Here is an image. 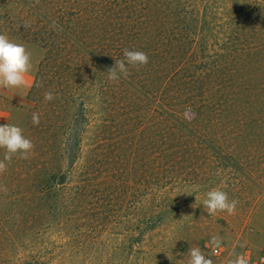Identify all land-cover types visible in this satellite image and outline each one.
Segmentation results:
<instances>
[{
    "label": "rangeland",
    "instance_id": "obj_1",
    "mask_svg": "<svg viewBox=\"0 0 264 264\" xmlns=\"http://www.w3.org/2000/svg\"><path fill=\"white\" fill-rule=\"evenodd\" d=\"M210 5L219 17L213 31ZM76 17H109L116 34L154 39L157 49L167 48L164 38H176L186 55L181 66L190 69L180 85L200 112L166 114L119 90L109 114L96 93L84 98L91 104L85 125L79 110L76 121L58 113L60 93L44 100L45 92L57 91L46 81L25 105L2 103L7 123L20 127L34 148L29 159L17 154L4 161L0 173V264H23L41 247L77 245L84 239L66 237L74 228L93 230L94 239L79 253L55 257L57 264H187L190 247H200L213 264L241 255L248 264H264V67L234 71L231 62L240 44L252 38L264 44V0H0V34L39 47L60 36L58 19ZM237 20L244 26L240 38L226 28ZM34 112L39 125L32 123ZM43 150L55 162L79 150L66 163L74 165L73 177L64 170L57 183L41 185L35 174ZM4 155L0 149V161ZM83 180L96 185V199L74 205L76 182ZM214 188L239 202L233 214H207L202 202ZM124 230L144 231L141 248L120 245L116 234ZM212 236L222 238L219 248L210 245Z\"/></svg>",
    "mask_w": 264,
    "mask_h": 264
},
{
    "label": "trees",
    "instance_id": "obj_2",
    "mask_svg": "<svg viewBox=\"0 0 264 264\" xmlns=\"http://www.w3.org/2000/svg\"><path fill=\"white\" fill-rule=\"evenodd\" d=\"M216 19H219L218 13L210 5V31L214 30L212 20ZM228 25L226 28L235 33L236 37H239V34L244 30L240 20L231 21ZM54 27L56 33L60 36H56L55 42L48 40L46 43L42 42V46H40L46 52L40 62L34 85L28 95L29 99H34L37 88L45 81L49 85L54 82L57 84V91L54 92V95L57 96L58 93L61 95V101L57 100L54 103L56 109L58 108V113L61 110L65 116L71 114V120L76 121L78 116L74 113L79 110L81 111V121L85 125H89L91 122V110H89L91 104L90 106L85 105L84 98L89 101L90 96L96 93L98 104L105 107L103 113L107 114L108 107L113 108V110L116 107L117 91L119 90L126 91V94L129 93L128 95L133 92L131 96H135L139 101L148 100L151 103L158 104L160 110L166 114L179 115L185 109H191L196 116L199 114L200 107L188 98V94L184 92V88L180 85V78L183 74L190 73V69L181 66L182 59L186 55L181 52L176 44V38H164V40H161V46L167 48L157 49L158 43L154 44V39L146 41L143 38L133 39L126 34H116L117 24L109 17L94 20L82 17H76L68 21L58 19ZM148 43L151 45L150 47L147 46ZM259 43L260 40L257 43L256 39L252 38L251 43L240 44V49L232 51L234 56H232L231 62L236 66L234 71L239 68L248 70L258 66L264 67V51L259 48L264 44ZM143 46H147V48L143 49ZM125 48L147 53L149 62L139 69L128 66L129 75L127 77H122L114 82L110 81L107 70L115 64V60L124 58L123 50ZM216 57L218 56L216 55ZM222 57L220 56V62L223 61ZM216 66L219 69L222 68V64ZM94 80H97L96 84H94ZM61 102L64 104L60 105ZM127 106L128 104H121L124 110L127 109ZM78 152L79 150L72 151L67 155L74 162L79 157ZM50 154L52 152H48V150H43L41 153L44 160L36 168L35 174L40 184L57 183L64 170H67L68 175L73 177L75 168L74 165L68 166L66 164L69 162L68 157L60 156L62 162H55L56 158L50 159ZM76 184L78 186L74 188V205L87 204L90 199H96L92 198V195L96 192V185L91 181L83 180L76 182ZM64 232V230L58 231L60 235ZM92 232L93 230L87 229H71L66 233L69 240H84L75 241L77 245L74 246L56 244L50 248L41 247L37 256L24 258L23 264H57V257L74 251L81 252L85 248L86 242L94 239L90 236ZM103 233L105 231H99V235ZM116 235L119 238L121 236L120 245L128 243L129 249L141 248L145 236L143 230L130 234L124 230L121 234L117 233ZM98 238H101V236ZM126 238H128V242ZM45 253L51 258H47ZM63 259V257L60 258V260ZM75 263L68 260V262H62L61 264Z\"/></svg>",
    "mask_w": 264,
    "mask_h": 264
},
{
    "label": "clouds",
    "instance_id": "obj_3",
    "mask_svg": "<svg viewBox=\"0 0 264 264\" xmlns=\"http://www.w3.org/2000/svg\"><path fill=\"white\" fill-rule=\"evenodd\" d=\"M123 57V59L115 60V64L107 70L110 81L114 82L122 77H127L129 75L128 66L139 69L149 62L147 53L138 50L125 48ZM32 67L31 53L27 51L26 47L12 41L7 35L0 34V88L10 89L25 86V77L31 72ZM54 98L51 91L44 93L45 101H52ZM32 123L39 125L38 113L32 114ZM33 148L34 144L23 135L20 127L9 123L0 125V149L5 150L4 160L0 161V173L7 170L4 161L10 163L17 154H19L20 159H29ZM238 203L235 199H229L227 192L219 188L209 190L202 202L210 216L218 212H227L231 215L235 212ZM209 243L212 247L219 248L222 244V238L212 236ZM188 254L187 264H213L212 259L205 256L200 247H190ZM229 264H248V261L241 255L230 260Z\"/></svg>",
    "mask_w": 264,
    "mask_h": 264
},
{
    "label": "crops",
    "instance_id": "obj_4",
    "mask_svg": "<svg viewBox=\"0 0 264 264\" xmlns=\"http://www.w3.org/2000/svg\"><path fill=\"white\" fill-rule=\"evenodd\" d=\"M12 41L23 44L27 51L31 53L32 70L26 75L25 86L21 88H0V125H4L8 121V111L2 103H10L14 105H25L28 102V95L34 85L37 77L40 62L44 57V50L37 45L25 42L13 36H8Z\"/></svg>",
    "mask_w": 264,
    "mask_h": 264
}]
</instances>
